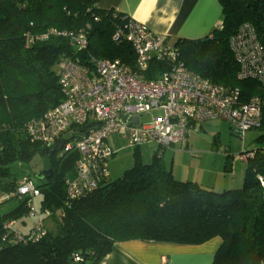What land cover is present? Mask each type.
<instances>
[{"label": "trees", "instance_id": "trees-1", "mask_svg": "<svg viewBox=\"0 0 264 264\" xmlns=\"http://www.w3.org/2000/svg\"><path fill=\"white\" fill-rule=\"evenodd\" d=\"M222 19L208 36L178 39L174 46L186 68L213 84L237 89L239 100H264V87L237 80V63L229 38L244 23L252 25L264 47V0H217ZM98 0H0V180L8 195L17 182L10 167L29 163L35 156L48 160L52 176L35 184L38 213L44 217V236L21 242L11 222L29 216L28 198L0 217V264H99L116 243L145 242L199 245L220 239L212 264H264V199L257 176L264 177V151L247 158L242 184L221 192L191 180L180 181L166 169L163 149L156 148L148 164L134 150L130 169L114 180L67 201L65 179L74 175L77 153L64 151L66 136L51 145L33 143L27 125L63 100L58 69L63 58L87 64L91 58L118 59L134 68L135 55L113 35L127 19L97 7ZM84 31L87 48L74 50L62 32ZM45 36L46 39H38ZM168 69L151 61L146 80ZM194 127L191 129L193 130ZM264 130V126L260 128ZM78 131H83L78 129ZM231 171L226 161L224 172ZM31 180V179H30ZM1 183V182H0Z\"/></svg>", "mask_w": 264, "mask_h": 264}, {"label": "built area", "instance_id": "built-area-1", "mask_svg": "<svg viewBox=\"0 0 264 264\" xmlns=\"http://www.w3.org/2000/svg\"><path fill=\"white\" fill-rule=\"evenodd\" d=\"M60 35L68 38L77 52L87 48L84 31ZM113 41H124L131 47L135 55L133 69L118 59L91 58L87 64H80L63 58L58 69L63 100L27 125L33 143L51 145L64 136L70 138L64 151H75L77 158L74 175L64 182L67 201L90 193L109 178L107 161L112 152L106 140L111 135L118 134L128 147L153 143L164 150L183 147L188 132L206 122H224L241 137L264 126V100L251 97L241 102L237 89L213 84L188 70L178 49L165 36L127 18L116 30ZM228 45L238 66L236 79L255 81L264 87V47L252 25L242 24ZM153 60L165 63L168 69L155 79L146 80L144 73ZM153 111L160 115L142 123L140 117ZM250 156L246 153L241 160L245 162ZM257 179L264 199V177ZM8 196L28 198L29 215L36 218L29 234L22 236L17 232L16 239L26 243L44 236L43 218L49 213L41 215L33 205L39 197L34 182L21 179L15 192Z\"/></svg>", "mask_w": 264, "mask_h": 264}, {"label": "crops", "instance_id": "crops-1", "mask_svg": "<svg viewBox=\"0 0 264 264\" xmlns=\"http://www.w3.org/2000/svg\"><path fill=\"white\" fill-rule=\"evenodd\" d=\"M97 7L113 10L145 25L152 33L165 36L170 44H174L178 39L195 40L208 36L219 26L222 19L221 7L217 0H98ZM174 147L177 149L172 150H177L176 153L178 150H186L187 137L183 147L180 145ZM165 150L162 151V155ZM170 171L174 176L173 168ZM208 173L205 170V176L198 177L190 176L189 172H179L177 180H191L216 192L237 189L242 184V179L240 181L234 179L232 173L226 175V179L218 178L219 174L215 179L210 178L211 173ZM35 219V216L30 221L20 219L14 226L26 233L31 229ZM220 242L218 237L199 245L123 241L114 244L99 264H212Z\"/></svg>", "mask_w": 264, "mask_h": 264}, {"label": "rangeland", "instance_id": "rangeland-1", "mask_svg": "<svg viewBox=\"0 0 264 264\" xmlns=\"http://www.w3.org/2000/svg\"><path fill=\"white\" fill-rule=\"evenodd\" d=\"M160 112H152L149 115H142L140 120L142 123L148 122L151 117H158ZM188 147L186 150L171 147L165 150L162 155L163 163L166 169L173 168L174 176L177 179L179 172H189L190 176H205V170L208 171L210 178L226 179L231 173L234 179L240 181L245 169V163L241 160L246 152L256 149L264 151V130L248 131L243 137L237 135L224 122L211 121L196 126L190 130L187 135ZM106 145L111 149L112 154L108 158L107 165L110 172V179L114 180L121 177L124 171L130 169L135 158L134 149L128 147L124 139L118 134L111 135L106 140ZM153 143L142 144L137 147L138 155L144 164L151 161V157L156 150ZM231 163L232 170L228 173L224 172L225 162ZM48 168V160L35 156L29 163L16 162L10 167L11 178L20 179L23 176H29L35 183H39L35 179V175ZM227 175V176H226ZM225 176V177H224ZM231 177V178H232ZM0 217L4 214L16 209L19 205L17 199L10 198L6 192L2 190L6 180H0ZM18 183V182H17ZM35 209H38L39 200H33ZM27 221L33 220V216L23 217Z\"/></svg>", "mask_w": 264, "mask_h": 264}, {"label": "water", "instance_id": "water-1", "mask_svg": "<svg viewBox=\"0 0 264 264\" xmlns=\"http://www.w3.org/2000/svg\"><path fill=\"white\" fill-rule=\"evenodd\" d=\"M52 176V170L46 169L35 175V179L37 182H43L44 180L49 179Z\"/></svg>", "mask_w": 264, "mask_h": 264}]
</instances>
